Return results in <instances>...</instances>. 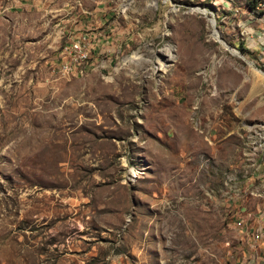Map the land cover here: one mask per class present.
<instances>
[{"label":"rangeland","instance_id":"1","mask_svg":"<svg viewBox=\"0 0 264 264\" xmlns=\"http://www.w3.org/2000/svg\"><path fill=\"white\" fill-rule=\"evenodd\" d=\"M238 1L0 0V264H264Z\"/></svg>","mask_w":264,"mask_h":264},{"label":"crops","instance_id":"2","mask_svg":"<svg viewBox=\"0 0 264 264\" xmlns=\"http://www.w3.org/2000/svg\"><path fill=\"white\" fill-rule=\"evenodd\" d=\"M229 1L231 2V0ZM245 2L247 4L249 1L245 0ZM255 2L257 5L259 0H255ZM233 3L234 5H238L239 1L233 0ZM224 6L228 8L230 6L229 2H225ZM247 10H248L247 11L248 16L245 18L246 24L242 23V25H247L244 28L243 33H245V35L242 38V41L243 42L246 41L244 46L250 52L262 54L264 52V9L261 11V9L257 10L256 8V11L254 10L250 11L247 8Z\"/></svg>","mask_w":264,"mask_h":264},{"label":"bare ground","instance_id":"3","mask_svg":"<svg viewBox=\"0 0 264 264\" xmlns=\"http://www.w3.org/2000/svg\"><path fill=\"white\" fill-rule=\"evenodd\" d=\"M258 6L259 7L257 8V10L264 9V0H261ZM73 49L74 48H72L71 50L66 49V51H68L67 59L70 60V70H71V71L66 70L67 73L72 72L73 66L87 61V60L82 59V53H86V50L84 49V47H82L79 44V45H76V49L74 50ZM158 67L165 69L167 66H165L164 61L163 62L160 61V64Z\"/></svg>","mask_w":264,"mask_h":264},{"label":"built area","instance_id":"4","mask_svg":"<svg viewBox=\"0 0 264 264\" xmlns=\"http://www.w3.org/2000/svg\"><path fill=\"white\" fill-rule=\"evenodd\" d=\"M258 7L259 6H257V8ZM82 43H85V42L82 41ZM63 46H65V44ZM82 59L91 60V58H90V50H89L88 46H87L86 53H82ZM57 69H65V70L71 71L70 70V60L67 59V58L64 59V60H59V65L58 66H53L52 67V71L57 70Z\"/></svg>","mask_w":264,"mask_h":264},{"label":"trees","instance_id":"5","mask_svg":"<svg viewBox=\"0 0 264 264\" xmlns=\"http://www.w3.org/2000/svg\"><path fill=\"white\" fill-rule=\"evenodd\" d=\"M260 1H261V0H259V2L257 3V5H256L255 0H251V1H249V2L247 3V8H248L250 11H252V10L256 11V8H257L258 4L260 3ZM243 50H244V49H243Z\"/></svg>","mask_w":264,"mask_h":264}]
</instances>
